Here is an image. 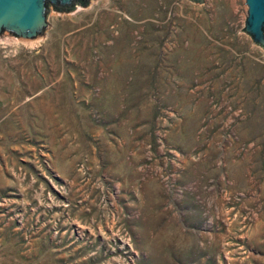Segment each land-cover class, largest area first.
<instances>
[{"label": "rangeland", "instance_id": "1", "mask_svg": "<svg viewBox=\"0 0 264 264\" xmlns=\"http://www.w3.org/2000/svg\"><path fill=\"white\" fill-rule=\"evenodd\" d=\"M245 0L49 8L0 37V264H264V49Z\"/></svg>", "mask_w": 264, "mask_h": 264}, {"label": "water", "instance_id": "2", "mask_svg": "<svg viewBox=\"0 0 264 264\" xmlns=\"http://www.w3.org/2000/svg\"><path fill=\"white\" fill-rule=\"evenodd\" d=\"M91 0H0V37L23 42L41 40L49 27L46 16L52 7L58 13L86 7ZM203 3V0H191ZM247 17L244 32L264 49V0H245Z\"/></svg>", "mask_w": 264, "mask_h": 264}]
</instances>
